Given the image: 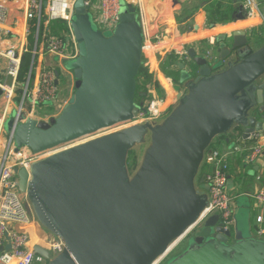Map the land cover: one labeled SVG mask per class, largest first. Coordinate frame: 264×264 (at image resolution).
I'll return each instance as SVG.
<instances>
[{"label":"water","instance_id":"95a60500","mask_svg":"<svg viewBox=\"0 0 264 264\" xmlns=\"http://www.w3.org/2000/svg\"><path fill=\"white\" fill-rule=\"evenodd\" d=\"M73 7V93L47 121H8L16 145L34 153L130 121L142 108L135 95L143 31L135 9L121 6L118 23L105 35L92 27L84 0ZM257 37L240 29L216 42L214 53L190 48L188 64L179 63L181 88L160 119L126 125L50 152L28 169L15 168L35 218L61 243L55 255L35 248L46 264H153L169 250L207 204L209 185L203 177L196 185L205 150L235 126L243 138L264 130L257 118L260 112L264 119V43L254 46ZM33 63L34 56L28 80ZM136 148L139 161L131 173L128 157ZM193 235L166 264H264V233L246 236L237 221L224 229L215 214Z\"/></svg>","mask_w":264,"mask_h":264},{"label":"built area","instance_id":"2783aa9c","mask_svg":"<svg viewBox=\"0 0 264 264\" xmlns=\"http://www.w3.org/2000/svg\"><path fill=\"white\" fill-rule=\"evenodd\" d=\"M74 2L75 0H47L44 10L41 0H27L26 3L25 17L27 21L44 18L45 25L54 20H64L68 24L70 32L67 35H55L48 32H44L42 35V52L57 58V60H74L78 56L77 42L71 28ZM84 4L88 6L91 14L98 12L97 15L92 16V20L101 31L102 29H114L119 21L120 0H84ZM247 4L252 12L258 11V6L254 0H249ZM6 13L5 7L0 4V45L3 32L7 31L3 26ZM36 51V48L32 50L33 66ZM0 57L4 58V67L2 66L4 78L0 79V97L2 98L0 111V264H46L44 257L31 246L29 234L20 228L30 224L35 216L29 208L28 201V205L25 203L27 200L25 194L18 187L15 168L28 169L35 159L64 146L60 145L54 149L34 153L26 145L17 146L12 135L9 134L7 138H4L3 123L13 108L17 111L14 117L17 122L25 121L28 118L47 121L50 117L47 119L44 115L45 117L42 119L40 116H36L37 111L41 108L61 111L67 100L60 99L59 77H57V69L54 66L45 63L38 64L34 81L31 80L30 75L29 80L27 76L24 84L18 80L22 53L11 47L4 52L0 49ZM171 102H168L166 97L154 95L153 99L142 101V108L139 109L137 116L125 124L158 120L170 110ZM239 129V126H235L227 134L238 135ZM235 144L232 148L238 150V146ZM233 149L221 150L214 141L205 150L202 166L205 165L208 168L203 175L204 181L209 185L207 204L182 236L153 264H162L186 235L200 230L206 219L212 215H219L224 229H233L236 222V198L242 194L232 196L227 190L230 173L229 158L234 152ZM263 149L264 145L262 144L254 145L245 156V161L247 163L255 162L263 154ZM243 194L252 200L253 208L259 210L256 222L258 224L263 223L264 184L253 193L246 192ZM257 233L262 235L264 229L259 226ZM52 249L59 251L61 243L59 241L53 243L48 250L51 252Z\"/></svg>","mask_w":264,"mask_h":264},{"label":"crops","instance_id":"0c3cea01","mask_svg":"<svg viewBox=\"0 0 264 264\" xmlns=\"http://www.w3.org/2000/svg\"><path fill=\"white\" fill-rule=\"evenodd\" d=\"M248 1L170 0L168 3V0H120L121 6L132 5L138 9L139 22L143 31L142 57L146 61L148 74L153 77L154 85H157L163 92L160 97H166L167 100L171 99V103H173V99L181 87L176 81L171 80L172 75L178 74L177 71L180 70V61L175 62L174 58H183L190 48H195L197 42L207 40V42H215L214 44H216L220 36H227L229 35L228 31L233 32L236 28H239V30L252 29L258 32L254 46H260L264 43V0H254L258 6L256 12L250 10L247 4ZM26 3L27 0H0V4L5 7L7 12L3 26L9 31L3 32L0 49L4 52L6 49L14 47L23 55V53L32 52L36 48L31 80L34 81L36 77V66L45 63L57 69L59 76L61 74L65 80V87H68L70 85V77L68 78V76L71 74L64 67L67 59L57 60V58L42 52L43 33L67 35L70 32L68 24L66 22L64 24L60 20H54L45 25L44 18L27 21L25 17ZM44 8L42 5L43 10ZM97 14L96 11L92 16ZM241 14L243 18H237V15ZM195 49L197 50V48ZM3 67L1 70L3 77L0 79L4 78ZM175 67L176 72L174 71ZM166 81L174 90L172 96L162 84V82L166 84ZM261 81H264V76ZM22 83L25 84V82ZM71 85H73V82ZM60 99L65 100L62 98V89H60ZM263 108L264 106H261L259 110L264 111ZM59 112L58 109L42 108L37 111L36 116L44 119L43 117L46 115L45 118L48 119L52 115H58ZM260 115V112L257 113L258 120L264 122ZM230 141H233L234 144L237 142L235 145L238 146V150L228 147ZM215 143L221 150L233 149L234 151L229 158L230 173L227 183V187L229 184V194L235 196L240 193H253L264 184V149L261 157L255 162L247 163L245 161V156L254 145H264V130L261 134L255 132L248 138H243L241 129H239L238 135H223L216 139ZM207 170L208 168L205 165L202 166L200 174L204 175ZM238 197L235 202L236 209H238ZM25 203L28 205L27 200ZM256 212L258 214L259 210L256 209ZM258 226L264 229V222L258 224ZM20 228L29 234L31 246L33 247L37 242L45 244L50 239L45 231L46 229L39 224L36 218L30 224ZM256 234L250 235L261 237L258 236V233Z\"/></svg>","mask_w":264,"mask_h":264},{"label":"rangeland","instance_id":"374dc122","mask_svg":"<svg viewBox=\"0 0 264 264\" xmlns=\"http://www.w3.org/2000/svg\"><path fill=\"white\" fill-rule=\"evenodd\" d=\"M170 0H168V3H169ZM170 5V4H168ZM90 14V18H92V14L91 12H89ZM92 23V27L94 29L98 28V26L94 23V22H91ZM235 30H239V28H236ZM102 32L105 34V35H110L112 33V30H109V29H102ZM227 33H229V35H231V31H228ZM227 35V36H229ZM226 38V35H222L219 37L218 41L216 42H219L221 41L222 39ZM215 42H207V40L205 41H199L196 43L195 45V48H197V50H201L202 48V51L205 52V55L209 54V53H214V48H215ZM142 61H143V64L144 66H146V61H144V58L142 57ZM174 61H180V63H183V64H188L189 62V55H188V51L184 54L183 58H179V57H176V59L174 58ZM4 62V58L3 57H0V78L3 77L2 73H1V70H2V64ZM73 63V60H67L66 63L64 64V67L68 70V71H71V65ZM176 70V67L174 68V71ZM176 72V71H175ZM178 74H174L172 75L171 77V80L173 81H176L179 79V74L183 72L182 69H180L179 71H177ZM70 77L69 79V82H70V85H68V87L65 83V80L63 79L62 75L60 74L59 76V79H58V82H59V88L62 89V98L67 100L69 99L70 95L73 93L74 91V79L73 77H71V75L68 76V78ZM153 77L151 78V83L150 81H148L144 86H142L141 90H140V93H138V95H135V100L136 101H146L147 99L150 100V99H153L154 98V95H157L158 97H160V95L163 93L161 92V90L158 88L157 85H154L155 82L152 81ZM173 81V82H174ZM73 82V85H71V83ZM163 86L167 89V91L169 92V89L167 88L166 84H164V82H162ZM178 84V82H177ZM181 88V87H180ZM157 93V94H156ZM170 93V92H169ZM1 97H0V110H1V107H2V102H1ZM168 102L171 101V99L167 100ZM42 109V108H41ZM16 109L13 108V110L9 113L8 117L5 119L4 123H3V131H4V134H3V137L4 138H7L9 133H10V129L8 127V121L9 119L11 118H14L15 115H16ZM124 124V125H123ZM126 125H129V124H125V123H122V124H117L115 126H112V127H108V128H104V129H101V130H98L96 131L95 133H92V134H89V135H86V136H83L81 138H78L76 140H73L71 142H68V143H65L63 144L62 146L66 147V146H70L72 144H76L80 141H83V140H88L90 138H93V137H97V136H100V135H103L105 133H109L110 131H114L116 129H120L122 127H125ZM14 143L16 144V142L14 141ZM233 144L234 142L233 141H230L228 143V147L231 148L233 147ZM219 148V147H218ZM139 150L138 148L134 149L129 157H128V169L129 171L132 173L134 171V169L137 167V163H138V159H139ZM196 185L199 186V183L196 181ZM227 190H228V193H229V184H228V187H227ZM238 201H237V205H238V211L237 213L235 214V219L237 221V226L238 228L246 235V236H249L250 234L251 235H257V230L259 228L258 224L256 223V209L253 208L252 206V200H250L246 194H241L239 197H238ZM37 220V219H36ZM47 233H48V236H49V240L46 241L45 244H40L39 242H37V244H34L35 247L34 248H37L38 250L39 249H48L49 247H52V244L55 243V242H58V239L52 234L50 233L49 231L45 230ZM196 231L192 232L190 235H186L180 242L179 244L176 246V249L170 253L166 259L163 261L162 264H166L168 263L170 260H172L175 256L179 255L181 252H183L187 246L189 245L191 239L193 238V234L195 233ZM258 236H261L258 234ZM52 254H57L58 251L57 250H51Z\"/></svg>","mask_w":264,"mask_h":264},{"label":"trees","instance_id":"16d2710c","mask_svg":"<svg viewBox=\"0 0 264 264\" xmlns=\"http://www.w3.org/2000/svg\"><path fill=\"white\" fill-rule=\"evenodd\" d=\"M47 0H42V5L43 7L46 6ZM130 7H133L136 11V15H137V19L139 20V12L138 9L135 6L129 5ZM61 22H64V20H60ZM31 60H32V52L31 51H27L25 53H23L22 57H21V64H20V68H19V73H18V80L21 82H25L28 72H29V68H30V64H31ZM31 77H32V73H31ZM151 78L152 76L150 74H148V70L147 67L144 66L143 61L141 64V67L138 71V74L136 76V95L141 94L140 90L142 88V86H144L148 81H150L151 83ZM139 102V101H137ZM222 135H219L216 137V139L222 137ZM215 139V140H216ZM203 174H199L198 178H197V182L200 184V179L202 178Z\"/></svg>","mask_w":264,"mask_h":264},{"label":"bare ground","instance_id":"6f19581e","mask_svg":"<svg viewBox=\"0 0 264 264\" xmlns=\"http://www.w3.org/2000/svg\"><path fill=\"white\" fill-rule=\"evenodd\" d=\"M166 83H167V81H166ZM166 86L169 89L170 96H172L174 94V90L172 89V87L168 83L166 84ZM34 247H35V245H34Z\"/></svg>","mask_w":264,"mask_h":264},{"label":"flooded vegetation","instance_id":"af4514ba","mask_svg":"<svg viewBox=\"0 0 264 264\" xmlns=\"http://www.w3.org/2000/svg\"><path fill=\"white\" fill-rule=\"evenodd\" d=\"M69 72V74H71V76L73 77V74H72V72L71 71H68ZM73 79H74V77H73ZM74 81H75V79H74Z\"/></svg>","mask_w":264,"mask_h":264}]
</instances>
